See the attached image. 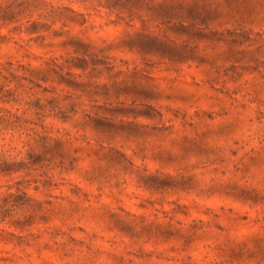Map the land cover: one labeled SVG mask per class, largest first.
Masks as SVG:
<instances>
[{
    "label": "clouds",
    "instance_id": "obj_1",
    "mask_svg": "<svg viewBox=\"0 0 264 264\" xmlns=\"http://www.w3.org/2000/svg\"><path fill=\"white\" fill-rule=\"evenodd\" d=\"M0 264H264V0H0Z\"/></svg>",
    "mask_w": 264,
    "mask_h": 264
}]
</instances>
